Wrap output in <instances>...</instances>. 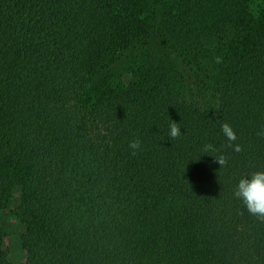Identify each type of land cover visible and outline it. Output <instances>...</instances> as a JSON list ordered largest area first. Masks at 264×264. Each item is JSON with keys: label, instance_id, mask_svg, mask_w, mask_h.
I'll return each mask as SVG.
<instances>
[{"label": "trees", "instance_id": "1", "mask_svg": "<svg viewBox=\"0 0 264 264\" xmlns=\"http://www.w3.org/2000/svg\"><path fill=\"white\" fill-rule=\"evenodd\" d=\"M256 171L264 0H0V210L25 264H264L234 195Z\"/></svg>", "mask_w": 264, "mask_h": 264}, {"label": "clouds", "instance_id": "2", "mask_svg": "<svg viewBox=\"0 0 264 264\" xmlns=\"http://www.w3.org/2000/svg\"><path fill=\"white\" fill-rule=\"evenodd\" d=\"M222 131L227 139L235 140V134L230 125L225 123L222 125ZM181 135V128L178 123L169 125V137L175 138ZM129 147L136 150L140 147V141L130 142ZM239 151V147L236 148ZM219 164H223L224 160L216 159ZM234 195L242 200L247 210L262 219H264V171H256L247 177L239 179Z\"/></svg>", "mask_w": 264, "mask_h": 264}, {"label": "rangeland", "instance_id": "3", "mask_svg": "<svg viewBox=\"0 0 264 264\" xmlns=\"http://www.w3.org/2000/svg\"><path fill=\"white\" fill-rule=\"evenodd\" d=\"M124 62L118 64L119 68H123ZM14 206L19 204V192L16 190ZM0 222L5 229L4 248L6 250L9 261L12 264H25L26 253L21 244V233L24 225L13 214L12 210H0Z\"/></svg>", "mask_w": 264, "mask_h": 264}]
</instances>
